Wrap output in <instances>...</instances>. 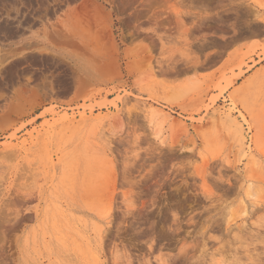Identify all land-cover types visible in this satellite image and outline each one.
<instances>
[{
    "label": "rangeland",
    "instance_id": "1",
    "mask_svg": "<svg viewBox=\"0 0 264 264\" xmlns=\"http://www.w3.org/2000/svg\"><path fill=\"white\" fill-rule=\"evenodd\" d=\"M0 9V264H264V0Z\"/></svg>",
    "mask_w": 264,
    "mask_h": 264
},
{
    "label": "bare ground",
    "instance_id": "2",
    "mask_svg": "<svg viewBox=\"0 0 264 264\" xmlns=\"http://www.w3.org/2000/svg\"><path fill=\"white\" fill-rule=\"evenodd\" d=\"M28 1V0H27ZM25 2V1H24ZM12 3V2H11ZM83 3V2H82ZM98 3V2H97ZM102 6V5H101ZM99 8H101V7H99ZM115 8V7H114ZM1 10V9H0ZM90 10V9H89ZM10 11V10H9ZM105 11V10H104ZM1 12H2V10H1ZM90 15V14H89ZM91 16V15H90ZM32 18V17H31ZM4 20V19H3ZM62 26L64 27V29H70V22L68 21V22H64V23H62ZM0 27L1 28H3L1 25H0ZM58 31V30H57ZM56 31V32H57ZM100 31V30H99ZM50 33V32H49ZM84 35V34H83ZM43 38H46V35L44 34V36H43ZM27 42V41H26ZM13 49V48H12ZM89 62V66L88 67H90L92 70H96V68H95V66L93 65L94 63H95V60H93V59H91V60H89L88 61ZM9 69V68H8ZM25 69V68H24ZM10 71V70H9ZM110 77V76H109ZM44 112V111H43ZM45 114V113H44ZM41 115V114H40ZM19 211H21V209L19 210ZM23 211V210H22ZM19 214V213H18ZM18 216V215H17ZM20 216V215H19ZM24 216V215H23ZM21 219V218H20ZM23 221V220H22Z\"/></svg>",
    "mask_w": 264,
    "mask_h": 264
}]
</instances>
